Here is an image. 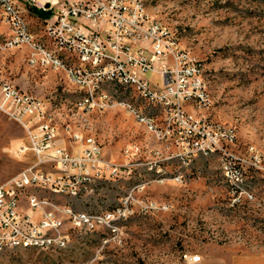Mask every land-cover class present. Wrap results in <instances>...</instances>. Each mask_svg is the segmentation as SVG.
Here are the masks:
<instances>
[{"label": "rangeland", "instance_id": "1", "mask_svg": "<svg viewBox=\"0 0 264 264\" xmlns=\"http://www.w3.org/2000/svg\"><path fill=\"white\" fill-rule=\"evenodd\" d=\"M142 2L148 14L168 26L176 42L190 48L202 63L209 103L193 108L195 113L233 127V149L244 152L249 145L264 154V0ZM25 19L32 31L40 33L39 17L25 11ZM25 54V47L0 51V72L17 87L45 100L67 146L64 124L71 132L92 135L101 145L104 158L135 163L129 174L98 180L90 193L76 198L29 183L20 198H26V190H31L32 197L67 204L80 212H99L118 204L131 186L156 178L154 168L159 165L162 178L147 181L139 201L151 198L167 207L145 213L134 211L116 221L119 241L102 242L109 234L107 230L76 232L72 230L74 222L63 216V226L70 233L64 247L3 248L0 264H181V252L198 253L206 242L264 245V177L259 172L246 171L245 185L254 193V200L231 205L232 195L217 155H197L186 166L172 155L158 165L145 166L140 161L149 159L152 151L161 150V143L132 114L114 104L88 113L79 110V91L64 73L46 66H29ZM110 90L112 87H106ZM120 92V100H129L140 111L149 112L135 93ZM20 141H25L20 126L0 112V183L26 165L25 159L16 154ZM132 143L139 150H130L126 156L123 148ZM27 160L32 157L28 155ZM153 162L157 157H151ZM174 172L181 173L180 181L170 177Z\"/></svg>", "mask_w": 264, "mask_h": 264}, {"label": "built area", "instance_id": "2", "mask_svg": "<svg viewBox=\"0 0 264 264\" xmlns=\"http://www.w3.org/2000/svg\"><path fill=\"white\" fill-rule=\"evenodd\" d=\"M143 5L141 0H0V12L2 8H9L7 19L14 21L16 29L12 42L16 48L25 47L29 66H33V59H41L59 71L61 67H69L71 77H79V87L75 89L85 88L87 80H94L96 93L77 100L81 111L88 113L92 107H101V102H114L123 107L163 144V152L151 153V157H157V163L165 156L180 155L181 164L188 165L190 158L210 156V151H218L235 179L247 180L248 169L261 172L264 177L263 152L249 145L244 152L233 149L236 137L232 135V128L220 126L204 113H186L188 104L203 108L209 103L206 88H200L198 82L202 63L190 48H181L174 42L172 30H164L158 21L147 20ZM33 9L41 14L37 15ZM25 11L40 18V33L32 30L20 33V19H25ZM36 37H56L58 46H66L77 54L80 66H72L68 57L55 54V48L37 45ZM3 50L0 37V51ZM91 62H99V69L90 70ZM97 74L139 81L140 87L148 93L145 104L153 107V115H136L139 106L120 100V95L109 99L106 87L113 86H100ZM0 112L22 129L25 141L17 144L16 154L26 161L24 167L0 183V250L22 240L45 245L50 237L57 240L70 237L62 225L63 213L69 211L59 210V203L55 201L32 197L31 190H26V198H19V188H25V183L49 184L51 190L78 196L90 193L93 178L109 180L112 174L125 175L135 163L104 158L101 145L94 144L87 134L71 132L64 124L62 128L69 137L67 146L52 115H45V100L15 86L1 72ZM161 128H168V137H160ZM71 145L77 148L71 150ZM130 150H139V147L135 143L126 145L123 153L127 156ZM28 155L32 160H27ZM140 163L149 164V159ZM170 177L181 180V174L176 172ZM146 182L128 188L113 213L105 216L74 214L72 230L92 231L109 226V234L102 242L119 241L116 221L134 211L145 213L167 207L166 203H157L151 198L150 202H138V194L142 193ZM227 185L232 195L230 204L242 202L243 195H254L251 190ZM87 218L95 219V228L87 227ZM181 258V264H188L200 260V254L183 251Z\"/></svg>", "mask_w": 264, "mask_h": 264}, {"label": "bare ground", "instance_id": "3", "mask_svg": "<svg viewBox=\"0 0 264 264\" xmlns=\"http://www.w3.org/2000/svg\"><path fill=\"white\" fill-rule=\"evenodd\" d=\"M141 2H142V0H141ZM143 14L147 20L158 21V24H160L164 30H170L169 27L166 26L163 22H161L160 20L155 19L151 15H149L146 8L144 7V5H143ZM7 15H9V8H2V12H0V25L3 23L8 29V34L7 35L5 34L1 37V44H4V50L10 49V48H16V45L12 42L13 39L16 37V29L14 26V21L12 19H7ZM28 30H31V29L29 28L26 19H20V33H28ZM174 42L178 46H180L176 42L175 34H174ZM36 44L42 45V46H50L51 48H55V54H57L59 56L68 57V60L72 61V66H80V59H77V54L75 52H72V50H68L66 46H58V40L56 37H36ZM181 48H183V47H181ZM36 65L49 67L47 62H44L41 59H33V66H36ZM98 69H99V62H91L90 63V70H98ZM60 71H62L64 73L68 82H70L75 87H79V77H71L69 67H61ZM202 73H203V71H200L198 74V82H199L200 88H206V93H207V85H206V82L203 78ZM97 83L100 86H104V85L113 86L112 90L106 91V95L108 96L109 99H117L116 97L119 93H121L120 89H122L123 92L124 91L125 92L131 91V92L135 93L137 98L142 100L144 103H146L148 101V93L144 91L143 87H140L139 81H137L134 78H124L123 76L112 77L109 74H97ZM77 90L79 91L78 100H82L86 96H92L93 94L96 93V84L94 83V80H87V84H86L85 88H77ZM110 104H114V102H101V107H92V110L95 108L102 110L105 107L110 106ZM76 105L78 107V101H77ZM145 105L147 106V108L149 107L148 108L149 112L144 113V112L140 111L138 108H136V115H142V116H152L153 115V112L151 111V110H153V107L149 106L148 104H145ZM195 107L201 108L202 106L196 105V104H188V105H186V113H189L192 115H197L195 113V110L193 109ZM190 108H192V109H190ZM78 109L81 110L79 107H78ZM45 115H52L51 111L48 109V105L46 102H45ZM52 120H53V117H52ZM219 125L224 127V128H232V135H234L236 137V134H235L233 127L224 126L221 124H219ZM75 133L81 134L79 132H75ZM87 135L91 137L94 144L99 145L92 135H89V134H87ZM160 137H168V128H161L160 129ZM250 147L255 149L253 146H250ZM161 148H162V150H155V152H163V144L162 143H161ZM255 150L258 151L257 149H255ZM132 151L137 152L138 150H132ZM211 155H217L218 156V159L221 163L222 173H223V176H224L227 184H233V186H235L238 189L248 190L246 188V185H245L247 180L235 179L234 174L227 171V167L224 166V156L223 155L218 153V151H210V156ZM170 156H172V155H170ZM170 156H165L164 159L170 158ZM174 157H176L181 164V156L180 155H174ZM192 159L193 158L188 159V164L190 163V161ZM152 164L158 165L157 162L151 163V157H150L149 158V164H144V165L151 167ZM186 165L187 164H181V166H186ZM154 171L156 173L157 180H160L162 178L160 176H162L161 174L163 172L161 167L158 165L156 168H154ZM127 174H129V173H126L125 175H127ZM179 174H181V173H179ZM259 174H261V176H262L261 172H259ZM118 175L119 174H112L109 180H112L114 176H118ZM98 180L109 181L107 179H102V178H93L91 180V186H92V184L96 183ZM29 184L34 186V183H29ZM25 185H26V183H25ZM39 187L44 188L51 193L59 194V195H63V196H68L70 198H76V197L80 196V195L77 196L74 194H67L66 192H58L57 190H51V189H49V184H41ZM23 189L24 188H19V198H20V195H21V192L23 191ZM90 190H91V188H90ZM139 196H141V194H138V202H140ZM244 199H247V201L248 200L252 201V200H254V195H243L242 200H244ZM44 200H48V199H44ZM121 202H122V197H121V200L118 202V204H120ZM141 202H150V200H148V201L142 200ZM59 210L69 211V212H64L63 216H65V218L74 222V214L90 215V216H105L109 213H113L114 211H117V204L110 209H106V210L99 211V212H80V211L74 210L70 205L61 203V204H59ZM63 218L64 217H62V225H63ZM87 227L88 228H95V219L94 218H87ZM99 229L109 231V226H100L97 230H99ZM92 231H96V230H92ZM66 239H68V238H66ZM66 239L57 240V237H50L46 241L45 245L38 242V241L22 240V241L13 242L8 247H33V248H37V249H41V250L55 249V248L59 249V248H62L65 246Z\"/></svg>", "mask_w": 264, "mask_h": 264}, {"label": "crops", "instance_id": "4", "mask_svg": "<svg viewBox=\"0 0 264 264\" xmlns=\"http://www.w3.org/2000/svg\"><path fill=\"white\" fill-rule=\"evenodd\" d=\"M8 34L7 27L0 25V37ZM54 115V114H53ZM69 128L70 126L67 125ZM72 131V129L70 128ZM71 145L70 149H76ZM162 150V148H159ZM257 208V207H256ZM200 260L188 264H264V245H237L233 243L206 242L198 252Z\"/></svg>", "mask_w": 264, "mask_h": 264}, {"label": "trees", "instance_id": "5", "mask_svg": "<svg viewBox=\"0 0 264 264\" xmlns=\"http://www.w3.org/2000/svg\"><path fill=\"white\" fill-rule=\"evenodd\" d=\"M33 10H34V12H35L37 15L41 14V11H39L38 9H33Z\"/></svg>", "mask_w": 264, "mask_h": 264}]
</instances>
